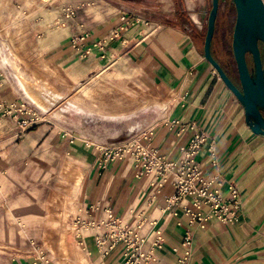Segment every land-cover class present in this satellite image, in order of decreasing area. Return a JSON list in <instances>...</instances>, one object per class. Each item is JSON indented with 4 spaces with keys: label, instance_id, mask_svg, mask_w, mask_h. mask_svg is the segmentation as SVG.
I'll return each instance as SVG.
<instances>
[{
    "label": "crops",
    "instance_id": "obj_1",
    "mask_svg": "<svg viewBox=\"0 0 264 264\" xmlns=\"http://www.w3.org/2000/svg\"><path fill=\"white\" fill-rule=\"evenodd\" d=\"M159 1L167 3L165 11L171 14L163 23L155 24V32L136 25L122 31L119 38L109 40L111 32L121 24L119 19L115 16L103 18L101 10L98 14L92 11L88 15L83 23L88 32L85 43L92 46L97 41L107 40L105 59H101L98 53L83 58L72 49L70 38L81 32L77 23L68 27L61 40L47 39L41 57L64 70L73 82L81 81L101 68H111L109 74L132 85L140 93L156 89L170 93L174 100L156 103L166 112L170 111L166 119L148 134L139 133L136 139L144 147L156 150L166 161L177 163L182 158L180 148L187 144L193 133L203 134L205 143L196 157L203 180L212 181L209 189L221 194L223 202H229V210L236 213L238 221L223 224L210 214L209 206L196 208L187 200L166 210L165 196H170L173 191L169 186L156 193L155 186L153 188L149 184L151 179L145 178L142 180L146 184L141 189L139 183L130 192V186L123 185L125 177L131 179L133 168L120 173V166L115 164L111 169L103 170L98 163L104 157L98 150L90 149L88 144L73 141L69 144L59 137L56 160L60 161V167L67 160L78 163L82 166L80 170L84 177L82 193L75 195L73 200L74 204L77 200L81 201L78 207L80 214H70L69 224L72 226L78 215L86 221L104 220L108 210L125 223L135 224L145 217L154 220L163 234L164 242L157 252L159 261L156 264H176L173 249L178 247L185 233L191 236L188 264H264V138L249 130L242 107L204 60L206 31L202 32L199 22L194 19L198 16L191 13L193 1ZM112 61L118 66H109ZM43 81L36 83L34 88L44 83L53 86L51 82ZM123 83L120 82V86ZM14 99L13 90L4 82L0 89V102L11 103ZM115 118L123 120L127 116ZM191 124L193 130L188 128ZM138 127L130 126L124 136ZM208 144L213 146L214 165L207 156L205 147ZM5 153L6 149L0 152V164L6 158L3 156ZM2 173L11 175L12 168L5 171L0 166ZM21 185L17 182L16 186ZM229 187L239 193L237 208L230 203L232 195ZM123 206L125 208L121 211ZM184 206L199 214L201 220L191 224L190 217L182 212ZM92 234L90 232L91 239L86 242L91 264H122L120 248L107 258L100 257ZM144 234L150 238L148 228L144 229ZM70 238L76 240L72 229ZM58 247L60 251L59 241ZM65 249L66 253V246ZM51 264H55L54 261Z\"/></svg>",
    "mask_w": 264,
    "mask_h": 264
},
{
    "label": "rangeland",
    "instance_id": "obj_2",
    "mask_svg": "<svg viewBox=\"0 0 264 264\" xmlns=\"http://www.w3.org/2000/svg\"><path fill=\"white\" fill-rule=\"evenodd\" d=\"M192 1L191 13L198 16L193 17L205 32L211 0ZM180 5L183 7V2ZM65 6L79 9L75 22L61 27L58 20ZM166 8L167 3L159 0H0V74L15 94V99L0 109V152H7L0 166L5 171L12 168L11 175L0 174V264H39L40 255H45V264H91L86 245L90 232L82 231L83 241L70 238L74 227L69 224V216L80 214L81 201L74 204L73 200L84 186L82 166L67 160L60 167L56 160L59 137L69 144H88L90 149L105 153L98 163L103 170L115 164L120 166V173L133 168L131 179L125 177L123 185L130 186V192L136 185L141 184V189L145 178L151 179L153 188L156 186L157 180L142 173L130 150L135 136L148 134L166 119L170 111L156 103L174 100L172 95L161 89L140 93L109 74L111 68H101L73 82L60 67L44 61L41 54L47 39L61 40L71 24L84 23L92 11L98 14L101 10L103 18L126 16L157 28L169 19L171 13ZM234 21L232 1L220 0L211 52L231 80L237 79L231 51ZM247 60L252 69L250 58ZM19 79L28 82L32 90L39 81H49L64 97L49 111H42L25 97ZM120 88L130 90L120 92ZM121 116L127 118H115ZM130 126L139 127L124 137ZM60 235L65 237L66 253V249L59 251ZM117 248L121 254L122 245Z\"/></svg>",
    "mask_w": 264,
    "mask_h": 264
},
{
    "label": "built area",
    "instance_id": "obj_3",
    "mask_svg": "<svg viewBox=\"0 0 264 264\" xmlns=\"http://www.w3.org/2000/svg\"><path fill=\"white\" fill-rule=\"evenodd\" d=\"M78 7L65 6L61 10V18L58 24L65 27L77 19ZM120 26L114 29L109 40L119 38L122 31L133 28L136 24L143 25L150 32H155L156 28L146 21L121 16L119 18ZM81 32L70 38L72 49L87 58L94 53H98L101 59H105V46L107 40L95 42L92 46L86 45L88 32L83 23L78 24ZM153 28V29H151ZM4 81L0 74V89L3 87ZM4 102H0V109L4 107ZM193 124L188 128L193 130ZM136 138V137H134ZM131 154L135 163L142 170V173L152 175L156 180V193H159L165 186H169L173 191L169 196H165L166 210L173 209L182 202L187 200L196 208L202 205L209 206L210 214L216 217L223 224H233L238 221L235 212L229 210V202H223L222 195L212 189H209L212 181L203 180L202 169L196 162V157L200 153L205 143V136L197 131L193 133L185 146L180 148L182 158L177 163L166 161L164 157L157 154L156 150L148 149L139 143L136 139ZM207 156L210 158L212 165L215 164L212 144L206 147ZM102 155L105 153L101 152ZM220 182V181H219ZM218 182V184H219ZM232 198L230 203L233 208L238 207L239 193L235 188L229 187ZM182 212L190 217V223L195 220H201L199 214L193 213L188 207L184 206ZM73 231L75 239L83 241L81 238L82 231L93 232V243L97 253L102 258H107L120 244L122 245L121 262L122 264H156L159 260L157 252L163 246V234L160 228L156 227L154 220L141 218L135 224L122 222L119 217L115 216L112 211H106V218L100 221H86L81 216H77L73 222ZM150 230V238L148 234H144V229ZM84 246V243H80ZM191 236L185 233L178 247L173 251L176 254V264H188L190 259ZM45 255H40V263L45 264L47 260Z\"/></svg>",
    "mask_w": 264,
    "mask_h": 264
},
{
    "label": "water",
    "instance_id": "obj_4",
    "mask_svg": "<svg viewBox=\"0 0 264 264\" xmlns=\"http://www.w3.org/2000/svg\"><path fill=\"white\" fill-rule=\"evenodd\" d=\"M231 1L235 11L231 51L239 87L211 53L220 0H211L203 43V58L242 107L244 121L249 130L254 135L264 138V1ZM247 57L252 63L251 70Z\"/></svg>",
    "mask_w": 264,
    "mask_h": 264
},
{
    "label": "bare ground",
    "instance_id": "obj_5",
    "mask_svg": "<svg viewBox=\"0 0 264 264\" xmlns=\"http://www.w3.org/2000/svg\"><path fill=\"white\" fill-rule=\"evenodd\" d=\"M3 37H4V35H3ZM6 45L7 44H5V46ZM18 82H19L20 88L22 89V91L24 92V94L26 95V97L35 106H37L42 111H46V112L49 111V108L52 105H54L58 101H61V99L64 97L56 88H54L49 83H44L42 85H39L38 84V85H36V87L34 88V90H32L30 88L29 83H27L23 79H19ZM135 130H133L131 133L126 134L124 137H127V136L131 135ZM64 238H65L64 235H60L59 236V240H58L59 241V246L62 249H65V239Z\"/></svg>",
    "mask_w": 264,
    "mask_h": 264
},
{
    "label": "flooded vegetation",
    "instance_id": "obj_6",
    "mask_svg": "<svg viewBox=\"0 0 264 264\" xmlns=\"http://www.w3.org/2000/svg\"><path fill=\"white\" fill-rule=\"evenodd\" d=\"M232 7H233V4H232ZM233 9H234V7H233ZM260 50H261V53H262V49H261V45H260ZM250 69V68H249ZM251 70V69H250ZM230 78H231V76H230ZM232 81L234 82V84H236V86H238L239 87V85H238V82H237V79L236 78H233L232 77Z\"/></svg>",
    "mask_w": 264,
    "mask_h": 264
},
{
    "label": "trees",
    "instance_id": "obj_7",
    "mask_svg": "<svg viewBox=\"0 0 264 264\" xmlns=\"http://www.w3.org/2000/svg\"><path fill=\"white\" fill-rule=\"evenodd\" d=\"M211 47H212V44H211ZM212 53V52H211ZM213 57L215 58V60L221 65V63L218 61V59L213 55ZM222 66V65H221ZM229 76V78H230V74L228 75ZM231 79V78H230Z\"/></svg>",
    "mask_w": 264,
    "mask_h": 264
}]
</instances>
